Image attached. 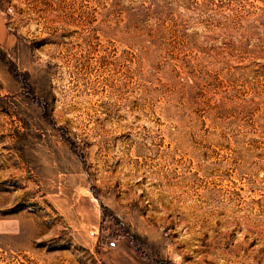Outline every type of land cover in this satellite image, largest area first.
<instances>
[{
	"label": "rangeland",
	"instance_id": "rangeland-1",
	"mask_svg": "<svg viewBox=\"0 0 264 264\" xmlns=\"http://www.w3.org/2000/svg\"><path fill=\"white\" fill-rule=\"evenodd\" d=\"M0 12V264H264V0Z\"/></svg>",
	"mask_w": 264,
	"mask_h": 264
},
{
	"label": "crops",
	"instance_id": "crops-1",
	"mask_svg": "<svg viewBox=\"0 0 264 264\" xmlns=\"http://www.w3.org/2000/svg\"><path fill=\"white\" fill-rule=\"evenodd\" d=\"M6 35H7V26L0 12V43H3L5 41Z\"/></svg>",
	"mask_w": 264,
	"mask_h": 264
}]
</instances>
